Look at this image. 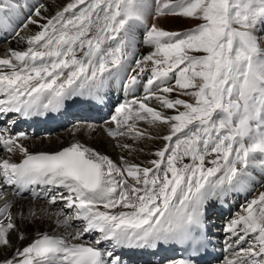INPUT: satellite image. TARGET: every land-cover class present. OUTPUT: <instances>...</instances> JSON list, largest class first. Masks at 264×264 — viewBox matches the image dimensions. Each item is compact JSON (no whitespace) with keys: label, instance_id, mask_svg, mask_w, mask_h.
I'll use <instances>...</instances> for the list:
<instances>
[{"label":"snow or ice","instance_id":"obj_1","mask_svg":"<svg viewBox=\"0 0 264 264\" xmlns=\"http://www.w3.org/2000/svg\"><path fill=\"white\" fill-rule=\"evenodd\" d=\"M167 16L199 23L170 31L156 22ZM29 25L39 30L22 35ZM0 31L26 44L0 57V115L30 118L73 98L100 101L108 83L123 78V88L143 95L115 107L107 136L129 156L143 151L138 141H164L146 164L124 155L114 161L78 140L30 152L27 133L12 132L15 121H7L0 183L46 203L13 212L0 190V250H13L0 264H127L123 249L166 245L199 254L211 243L209 208L253 185L264 188V0H70L54 12L40 0H0ZM81 131L74 126L72 134ZM240 209L222 229V264H264V191ZM18 218H47L64 231L15 247L12 232L26 238Z\"/></svg>","mask_w":264,"mask_h":264},{"label":"bare ground","instance_id":"obj_2","mask_svg":"<svg viewBox=\"0 0 264 264\" xmlns=\"http://www.w3.org/2000/svg\"><path fill=\"white\" fill-rule=\"evenodd\" d=\"M29 6L36 4L38 0H26ZM40 2H44L49 4L50 11L54 12L55 10L63 7L66 3L70 2V0H40ZM27 15V10L24 12V16L21 18V22L24 17ZM152 21V18L149 17V21ZM43 22V21H42ZM153 22V21H152ZM150 22V23H152ZM160 26L170 31H182L186 29H190L194 27L198 20L195 19H183L174 16H167L156 21ZM39 29L35 25H29L28 29L22 31V33L31 34ZM0 35V57H3L9 48L23 50L26 47V44L20 42L17 38H14L13 35H10L8 32H1ZM21 33V34H22ZM143 30H137V35H142ZM149 49L146 47H141V52H147ZM123 78H120L118 86H109V88H119L117 92L123 93L125 95L124 100L121 102L110 100L106 96V93H102L103 99L100 101L89 100L88 98H73L72 100L66 101L64 106L55 112H46L44 115L32 116V120H36V125H26L24 122L25 118L19 117L17 114L9 113L7 116L0 115V127H4L9 120H14L15 123L11 125L12 132H20L23 131L27 133V138L22 141L24 145L29 149L30 152H55L59 151L63 147L69 146L72 142L78 140L87 146L95 148L97 151L108 155L114 161H118L121 155H124L126 158L130 159L134 163L146 164L147 161L154 159L155 157L152 153L161 148L164 144V141L160 139L151 140L149 146L147 144L137 143L135 144L136 148H141L143 151H134L131 156L127 152H121V150L116 147V140L107 136L105 132V128H114L115 124L111 121V116L114 114L115 107L124 102L127 99V96H130L128 100L132 99L133 96L138 93L143 95L142 88L138 87L134 90H127L123 88ZM137 90L139 92L135 93ZM137 96V97H140ZM150 106L157 107L155 102H152ZM170 114V113H169ZM59 117H64L68 120L69 128L63 127V125L59 124L57 127L51 126V119H57ZM90 117V118H89ZM91 122L88 119H91ZM80 119V120H75ZM45 124V121H47ZM6 121V122H5ZM91 125L95 128V131L84 130V126ZM25 126V127H24ZM74 126H80L82 131L72 134V130ZM24 127V128H23ZM138 127L141 129H148V126L145 122H138ZM153 131L152 129H150ZM40 131V132H39ZM47 131L49 134H47ZM39 132V133H38ZM41 134V135H39ZM52 134V135H50ZM39 135V136H38ZM44 136V137H42ZM123 143H133L130 138H119ZM140 142V141H138ZM138 148V149H139ZM0 158L8 155L6 151L0 147ZM22 158L20 154L12 155V159L16 162ZM259 177V176H258ZM0 190L6 192L8 194V199L13 201L14 207L11 209L13 212L19 211L21 208L26 212L30 205L41 206L46 203L43 199L34 200L29 196H18L13 192L10 187H7L0 183ZM259 191H264V188L259 187ZM256 196V195H255ZM254 196V197H255ZM227 199H231V196H228ZM240 204L238 203H226L225 199L221 198L214 205L209 208V219L207 221V226L210 228L212 233V239L218 246L222 247L223 250V260L228 255L225 250V241L226 236L223 235L222 230H217V226L219 220L223 222H228V219L231 215L239 212ZM210 213H212L210 215ZM19 228L25 234L24 240H19L17 238L18 233H11L12 244L15 247H23L27 244L31 243L37 236L38 233L47 232L49 234L63 233V229L59 228L53 220H49L45 218L41 222H21L19 221ZM77 226L79 224L77 223ZM95 234L88 235L84 237L86 242H91L94 239ZM169 247H173L170 249ZM159 249H163V253H158L157 250L152 249H123L121 251V255L124 260L127 261V264H161L160 260L165 259H173L179 253L176 245H166L161 246ZM12 249L0 250V258L4 255H11ZM129 255H133L128 258ZM137 261V262H135Z\"/></svg>","mask_w":264,"mask_h":264},{"label":"rangeland","instance_id":"obj_3","mask_svg":"<svg viewBox=\"0 0 264 264\" xmlns=\"http://www.w3.org/2000/svg\"><path fill=\"white\" fill-rule=\"evenodd\" d=\"M44 1V0H43ZM47 4V3H46ZM150 22H152L151 20L149 21V23ZM139 30H142V29H139ZM22 35H27L26 33H22ZM118 80H119V78H116V79H113V80H111L109 83H114V84H116L117 85V83H118ZM105 91H103V93H104ZM181 98H184V99H188L187 97H183V96H181ZM157 107H159L158 105H157ZM173 114V112H172V110H168V114ZM67 129L69 128V126H67L66 127ZM151 128H149V130L148 131H151L150 130ZM161 141H163V140H161ZM137 143H142V144H147L148 146H149V144L151 143V139H145V140H142V141H140V142H137ZM137 147V146H136ZM139 148V147H138ZM139 149H142V147L141 148H139ZM258 192H259V188H257L256 189V191L254 192V193H252L251 195H250V198H252L253 196H255V195H257L258 194Z\"/></svg>","mask_w":264,"mask_h":264}]
</instances>
